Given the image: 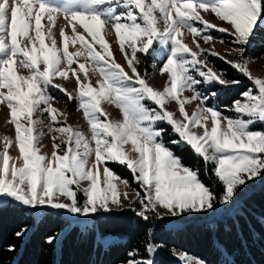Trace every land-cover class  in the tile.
<instances>
[{
  "label": "snow or ice",
  "instance_id": "obj_1",
  "mask_svg": "<svg viewBox=\"0 0 264 264\" xmlns=\"http://www.w3.org/2000/svg\"><path fill=\"white\" fill-rule=\"evenodd\" d=\"M61 18L58 42L54 29ZM260 26L264 0H0V106L8 109L6 122L15 133L0 136V205L9 200L29 209L64 210L85 230L114 211L129 210L148 222L231 208L250 183L264 179V131L253 130L264 125V78L253 75L245 55ZM212 30L232 37L234 47L225 55L215 51ZM110 35L125 65L117 62ZM209 56L250 82L227 107L233 115L209 106L219 95L212 89L242 82L210 67ZM148 58L161 62L159 75L167 74L162 90L149 84L146 68L140 71ZM58 78H75V92L56 83ZM50 89L77 102L87 134L67 123L69 113L54 106ZM173 102L176 112L168 108ZM194 102L189 114L186 105ZM105 104L122 118L110 119ZM161 123L177 138L166 142ZM47 134L50 156L41 152ZM172 146L190 147L213 182L205 184L201 168L185 166ZM12 147L18 156L10 155ZM109 163L125 166L143 194L132 189L130 199L129 181ZM26 232L22 228L15 236ZM56 239L50 235L45 242ZM160 247L146 240L144 255L133 248L122 264H155ZM173 255L181 264H208L186 252Z\"/></svg>",
  "mask_w": 264,
  "mask_h": 264
},
{
  "label": "trees",
  "instance_id": "obj_2",
  "mask_svg": "<svg viewBox=\"0 0 264 264\" xmlns=\"http://www.w3.org/2000/svg\"><path fill=\"white\" fill-rule=\"evenodd\" d=\"M252 42L249 55L258 58L264 54V26L255 31ZM216 66L230 68L220 61ZM229 94L227 105L239 96L234 91ZM172 147L185 166L201 168L205 184L213 182L214 177L204 175L202 159L189 147ZM180 220L181 226L171 228L162 220L145 222L129 210L114 211L100 215L95 227L85 230L57 212L45 211L36 220L26 207L9 202L0 206V264H122L133 248L144 255L149 239L161 246L155 264H179L170 256L173 249L208 264H264V179L249 184L222 218ZM27 226H32L28 234L17 238L15 233ZM97 232L101 236L123 233L124 239L104 246L96 242ZM50 235L58 237L51 245L45 242ZM10 245H15V251H8Z\"/></svg>",
  "mask_w": 264,
  "mask_h": 264
},
{
  "label": "rangeland",
  "instance_id": "obj_3",
  "mask_svg": "<svg viewBox=\"0 0 264 264\" xmlns=\"http://www.w3.org/2000/svg\"><path fill=\"white\" fill-rule=\"evenodd\" d=\"M204 17L206 20L210 21L213 24H217L220 27H225V28L229 27L226 23H222L220 20H218L212 14H204ZM63 25H64V21L61 18L57 21V27L54 29L55 36H56V39L58 42L60 41L59 28L62 27ZM198 26H200V25H198ZM211 35L215 38V40L213 41V43H215V51L220 53L221 55H225L230 49H232L234 47L231 44L232 37L228 36L226 33H222V32H218L216 30H212ZM107 39L112 43V50L115 53V58H116L117 62H119L122 65H125V61L123 59V56L121 55L117 45L115 44V37L110 35L107 37ZM220 40L225 41V43H220L219 42ZM185 42H187V43H189V45H191V37L188 36L186 38ZM201 44L203 45V41H201ZM252 44H253V42L251 39V43H250V45L247 48L246 53H245L246 57L251 59V63L248 65L249 70L253 73V75L264 78V54H262L258 58H252V56L249 55V51H252ZM203 46L208 47V45H203ZM77 47H79V45H77ZM97 48H98V46H97ZM72 50H74V49H72L70 46V51H72ZM226 58H227V60H230V61L237 59V57L235 55H227ZM208 61H209V66L214 67V70H216L217 72L223 71L224 73H226L227 79H229V80L236 79V80H240L242 82L241 85H239V86H234V87H230V88H223L222 86L216 85L212 89V90L217 91L219 95L217 98L211 99L209 101V106H212V105L217 106L219 108V110H221L224 113V115H233V113L228 112L226 110L227 107L231 106V104H229V105L226 104L228 101L227 96H229L230 95L229 93H231L233 91L240 93L241 91L246 90L247 87L250 86V82L244 76H242L239 72H237L235 69H233L229 64L225 63L223 60H221L215 56H209ZM217 61L225 63L230 68H224V69L218 68V66H216ZM81 62H83V58H81ZM161 66H162V64L158 59L148 58L144 61V63L140 67V71L142 74L144 72V69L145 68L147 69L149 84L151 86H153L154 88L160 89V90L163 89L165 82L167 80V74H165L163 76L159 75L158 69ZM129 74H131V73H129ZM90 75H91V73H90ZM98 78H99L98 75L92 76L93 85H95V81ZM55 82L58 84H62L65 88H67V90L69 92H73V93L75 92V89H76L75 78H71L68 81L63 80L62 78H58V79H56ZM200 90L205 91L206 86L202 87ZM50 94L53 97H55V99L53 101L54 106L56 108L62 110V111H67L69 113L67 123L71 124L74 128H76L82 132H85L87 134L88 133V125L85 122V120L83 119L82 111L77 110V102L75 100L72 102H68L67 97L63 93H61L58 89H50ZM184 95H191V93L185 92ZM238 98H239V96H238ZM103 106L110 113V119L118 120V119L122 118L119 109L115 108L114 106H109L107 104H105ZM168 108L170 111H174V112L177 111V105L175 104V102L168 105ZM186 108H187V111L189 112V114H191V112L195 108V102L192 105H186ZM177 118H179L178 112H177ZM7 119H8V109L6 107L0 106V136L6 135L8 137L14 138L15 133H14L13 126L6 122ZM43 119H44L45 123L48 122L47 114L44 115ZM159 127H163L167 130L166 134H165V141L166 142L168 140L177 138L175 136V134H172L170 126H168L166 123L159 124ZM253 130L264 131V125L257 124ZM195 131H198V130H195ZM2 149H3V143L0 142V150H2ZM52 150L53 149H52L51 135L47 134L41 140V152L48 154L50 156ZM10 155L13 157L18 156V150L15 147H12L10 149ZM133 155H135V154L133 153ZM176 155H178V154L176 153ZM108 166L113 170L114 173H116L122 179H126L129 181L130 188L128 189V192H129L130 199H135V193L132 191V189H136L137 191H141V194H143L142 190L139 189L136 182L132 179L131 173L129 172V170L125 166L119 165L117 163H109ZM113 167H117L119 170L116 171L115 168H113ZM120 190L121 191L124 190L123 185H120ZM9 202L16 203L13 201L5 200V202L2 205L9 203ZM2 205H0V206H2ZM27 209L30 213H32L34 215L36 220H38V218L45 211H52V212H57L60 215H62L64 218L68 219L69 221L78 224L76 219H74L71 216V214H68L64 210H52V209H48V208H43V209H29V208H27ZM230 209L231 208L226 209V210L225 209H218L217 212L213 213L210 216L194 213L191 215L185 214V216H183V217H165L162 220V223L166 227L174 228V227H178V226L182 225L180 218L184 219V218H190V217L194 218V217H202L203 216V217H205V220L214 221L216 218H222L224 215L230 213ZM25 228H27V232L23 237H25L28 234V232L30 231L32 226H27ZM95 239H96V242H99L102 245L107 246L108 244H110L112 242H117V241L123 240L124 234L123 233H114V234H108V235L101 236L97 232L95 234ZM55 242H57V239ZM173 250H175L176 253H185L182 250H178V249H173ZM173 250L171 251L170 256L174 260H176L179 264H181V261H179L177 256L173 255ZM187 254L189 256L196 257L192 254H189V253H187ZM154 259H155V257H154Z\"/></svg>",
  "mask_w": 264,
  "mask_h": 264
}]
</instances>
